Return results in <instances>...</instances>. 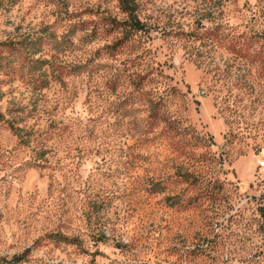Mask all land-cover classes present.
Listing matches in <instances>:
<instances>
[{
	"label": "rangeland",
	"instance_id": "obj_1",
	"mask_svg": "<svg viewBox=\"0 0 264 264\" xmlns=\"http://www.w3.org/2000/svg\"><path fill=\"white\" fill-rule=\"evenodd\" d=\"M135 2L0 0L66 72L0 47V262L264 264V0Z\"/></svg>",
	"mask_w": 264,
	"mask_h": 264
},
{
	"label": "trees",
	"instance_id": "obj_2",
	"mask_svg": "<svg viewBox=\"0 0 264 264\" xmlns=\"http://www.w3.org/2000/svg\"><path fill=\"white\" fill-rule=\"evenodd\" d=\"M117 2L120 11L126 16L127 21L129 23H138L139 19L137 17V3L135 0H117ZM64 13L66 14V17H69L67 10H65ZM111 23L117 24L118 22L113 19ZM55 38L56 35L52 27L50 25H45L40 31H34L31 34H25L19 39L2 41L0 42V47L3 50L11 51V62L18 65L20 63L22 65L27 63V70L33 74L36 71L41 72L43 77L39 78L40 75H36V79H34L32 83H29V85L34 87L36 86V83H40L38 84V89L43 90L50 87L52 83L61 82L62 78H64L66 75V72L64 71V65L57 63L58 55L50 51V46L55 44L53 43ZM59 43H61V41H58V44ZM48 47L50 48L48 49ZM36 54H39L41 58L34 59ZM20 58L22 61H20ZM31 76L34 77V75ZM2 87L3 86L0 84V98H2L4 95ZM154 117H156V119L158 118L155 115ZM158 119L161 121L166 120L164 117ZM0 121L7 123L18 137H21L20 132L25 130V115L22 109H7L4 112L0 110ZM174 128L175 127H172V129ZM21 258L22 255L13 256L12 262H17ZM0 264H5V262H0Z\"/></svg>",
	"mask_w": 264,
	"mask_h": 264
},
{
	"label": "built area",
	"instance_id": "obj_3",
	"mask_svg": "<svg viewBox=\"0 0 264 264\" xmlns=\"http://www.w3.org/2000/svg\"><path fill=\"white\" fill-rule=\"evenodd\" d=\"M258 166L263 167L264 166V160H258Z\"/></svg>",
	"mask_w": 264,
	"mask_h": 264
}]
</instances>
